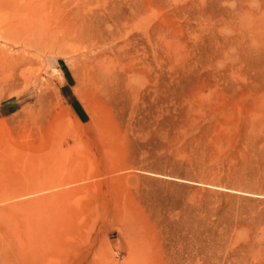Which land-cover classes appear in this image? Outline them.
Listing matches in <instances>:
<instances>
[{
  "label": "rangeland",
  "instance_id": "rangeland-1",
  "mask_svg": "<svg viewBox=\"0 0 264 264\" xmlns=\"http://www.w3.org/2000/svg\"><path fill=\"white\" fill-rule=\"evenodd\" d=\"M0 264H264V0H0Z\"/></svg>",
  "mask_w": 264,
  "mask_h": 264
}]
</instances>
